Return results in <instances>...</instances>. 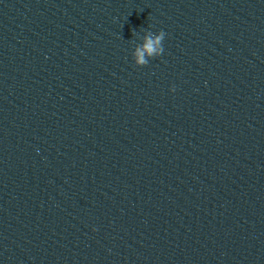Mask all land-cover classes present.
Returning <instances> with one entry per match:
<instances>
[{
    "label": "clouds",
    "instance_id": "clouds-1",
    "mask_svg": "<svg viewBox=\"0 0 264 264\" xmlns=\"http://www.w3.org/2000/svg\"><path fill=\"white\" fill-rule=\"evenodd\" d=\"M166 33L161 30L158 33L147 31L140 39L142 43L138 44L133 53V60L136 66H146L149 60L163 54V41ZM172 91H175L173 88Z\"/></svg>",
    "mask_w": 264,
    "mask_h": 264
}]
</instances>
